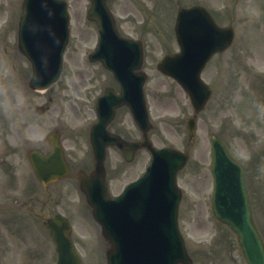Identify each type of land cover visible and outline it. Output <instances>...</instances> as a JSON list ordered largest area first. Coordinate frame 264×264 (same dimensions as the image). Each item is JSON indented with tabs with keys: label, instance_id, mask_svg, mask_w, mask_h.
Instances as JSON below:
<instances>
[{
	"label": "rangeland",
	"instance_id": "1",
	"mask_svg": "<svg viewBox=\"0 0 264 264\" xmlns=\"http://www.w3.org/2000/svg\"><path fill=\"white\" fill-rule=\"evenodd\" d=\"M152 1L145 2L149 11L143 15L135 13L136 6L130 3L134 0H119L113 10L120 18L119 24L124 34L142 37L144 40L150 72L154 75L149 86L151 93L155 94L158 90H168L153 71L152 64L164 50L175 46L172 30L175 11L171 19L169 18L171 2ZM233 1L210 2V4L213 10L221 11V14L225 9L223 16H220L221 23L234 25L237 36L246 33L247 16L249 15L256 19V27L261 23L264 24V2L260 0ZM69 2H71L70 14L73 25L67 66L61 81L51 93L46 95L30 91L26 94L17 92L19 71L25 65L22 58L17 62L16 76H13V80L7 81L6 65L4 63L0 65V113L7 117H15L13 121L21 126L26 120L35 116L34 112L38 106L45 105L48 96L55 98L53 111L59 109L56 104H59L60 100H64L63 104H67L70 97L68 94H73L72 78L77 79L78 74L85 70L78 65L79 62L81 63L82 49L83 46L93 45L96 31L90 25L86 28L82 22L88 2L86 0H69ZM0 3L2 5V2ZM144 19H147L148 28H138L137 22L144 21ZM244 41L245 36L236 40L231 50L224 54V57H217L205 71L204 77L213 88L215 87V94L209 111L207 110L200 118L198 138L191 148L192 159L189 165L179 173V183L185 190L180 205V228L186 237L194 264H245L235 238L226 228L217 223L211 212L210 136L212 133L222 137L232 154L244 165L246 164L255 216L264 236V80L252 77L250 71L252 69L255 73L262 74L264 65L262 68L247 67L245 65L247 63H243L244 61L257 62L256 52L251 50L249 44L245 46ZM261 41H264V38ZM6 47L7 45L2 46L1 52ZM238 55L245 58L243 62L241 58L237 61ZM87 75L89 74L85 77ZM24 77L22 75V78ZM167 85L171 95L169 102L163 104V109L171 110L174 121L166 125L162 133L153 134V138L158 145L172 143L175 147L184 149L186 147L185 133L183 127L179 125L178 118H181V110L189 111L188 101L180 91L175 90L174 92L169 82ZM152 111L154 115L164 112L155 109ZM30 132L31 130L28 129L27 134ZM10 136L12 140L17 139L14 132H11ZM258 147L261 150L258 155L259 161L254 158L255 149ZM73 196L78 199L76 193H73ZM84 226L88 227L87 224ZM204 247H209V253L205 252ZM104 251L105 247L101 244L100 254L102 256ZM101 260H103L102 257ZM85 264H104V262H85Z\"/></svg>",
	"mask_w": 264,
	"mask_h": 264
},
{
	"label": "water",
	"instance_id": "2",
	"mask_svg": "<svg viewBox=\"0 0 264 264\" xmlns=\"http://www.w3.org/2000/svg\"><path fill=\"white\" fill-rule=\"evenodd\" d=\"M188 127H189L190 137L192 139L195 128L194 120H192L191 123H189ZM213 151H214L213 175L215 179L214 204L218 216L222 220L230 223L236 230H241L243 229V227L244 230L246 228L250 230L251 228V232H249V238H247V244H245L247 259L248 261L250 260L249 255L252 253L249 249L250 248L253 249V247H255L254 255L257 260V263L262 264L261 262L262 259L260 257L259 251H257L258 250L257 243L260 244L259 237L255 231L254 225L250 226V224H248L250 214L248 212V207L246 205L247 204L246 189L244 185L242 170L240 169L238 164L234 163L230 159L229 155L226 153L223 146L216 138L213 139ZM176 154L179 153L175 152V156H173V166H169V172H167V178H165L170 195L172 196L171 211H169L166 205H162L157 202V207L164 214L166 220L168 219V217H170L172 230L171 229L167 230V227H165L164 225V233L168 234L169 236H171L172 232L173 235L175 236V232H176L175 221H176L177 200L174 199L173 187L175 188V185H173V183L175 181V173H176L175 171L180 164L179 162L180 157H178ZM179 155L182 156L181 160L185 156L183 153ZM135 208L136 210H138L137 207ZM137 219L138 218L135 214V209H134L133 212H131L130 220L132 223L131 227H133V235L135 239L140 236V230L138 229ZM162 227H163V223H161L160 221L151 222L150 226L145 224V230H143V235H144V231H146L147 238H145V244H143V250H141V256H139L140 259L139 262H137V264H143V263L161 264V262H163L162 260H160V262H157L158 260L157 256L155 255V252H153V246H155L154 238H157V234H159L160 230H162ZM147 230H149V232H147ZM142 237L143 236H141V241H142ZM63 239H65V237ZM249 241L251 242V245H248ZM140 244L141 242H139V247ZM68 249L69 246L63 244L62 251L65 255H67V258L69 259L70 254L68 252ZM138 249L139 248H137V252ZM180 249H181L180 244L176 243L175 251L178 257L175 258V255L172 256L170 258V264H177L181 260L180 252L182 251H180ZM135 259H136V254H135ZM134 261L135 260H133V264ZM117 264H119V260H117Z\"/></svg>",
	"mask_w": 264,
	"mask_h": 264
},
{
	"label": "flooded vegetation",
	"instance_id": "3",
	"mask_svg": "<svg viewBox=\"0 0 264 264\" xmlns=\"http://www.w3.org/2000/svg\"><path fill=\"white\" fill-rule=\"evenodd\" d=\"M36 197H37V195H35V198ZM51 213H52L51 205L49 203V200H47V201L42 203L40 214L48 215V214H51ZM26 215L29 216L28 213H26ZM8 216H9V213L6 212L5 209L0 210V222L1 223H5V221L8 218ZM35 222L37 224L38 223V219L35 218ZM6 224L10 225V222H8ZM6 242H7L6 236L0 232V262H3L6 259V257H5L6 250H4ZM37 252H38L37 250L27 249L25 251L24 255H25L27 260H30L31 257L37 256Z\"/></svg>",
	"mask_w": 264,
	"mask_h": 264
}]
</instances>
